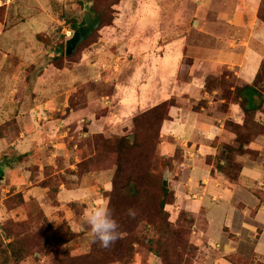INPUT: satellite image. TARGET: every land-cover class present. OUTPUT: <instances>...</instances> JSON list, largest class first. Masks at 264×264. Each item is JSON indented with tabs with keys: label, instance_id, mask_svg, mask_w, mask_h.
Listing matches in <instances>:
<instances>
[{
	"label": "rangeland",
	"instance_id": "obj_1",
	"mask_svg": "<svg viewBox=\"0 0 264 264\" xmlns=\"http://www.w3.org/2000/svg\"><path fill=\"white\" fill-rule=\"evenodd\" d=\"M114 1L0 0V22L8 21L7 32L0 33V264H197L208 254L206 264H212L213 250L203 252L194 241L197 233L209 230L206 208L194 214L178 201L183 176L178 162L185 158L184 147H176L170 155L165 147L173 140L165 142L163 124L159 129L154 121H147L152 137L158 140L159 135L155 154L148 162L137 152L129 165L135 172L152 173L171 192L166 206L170 227L163 234L145 222L129 225L122 218L123 208H117L120 201L111 204L119 167L116 147L110 146L125 135L131 136L130 143L136 140L135 118L157 106L152 103L166 99L163 102H172L170 108L180 105L170 93L191 78L183 71L172 79L178 65L175 55H182L185 41L193 40L196 20L216 11L207 14L190 0H117L105 15L108 25H101L67 56L73 24L82 22L86 10L102 11ZM26 2L32 9L24 7ZM38 15L42 17L35 18ZM258 15L264 17V0ZM204 81V91L211 97L192 102L189 108L224 123L234 136L231 142L218 138L214 142L220 144L218 153L208 156L207 162L229 167L232 160L243 168L248 158L263 159L262 148L252 149L251 144H259L264 129L250 126L253 118L241 107L247 98L242 95L240 100L235 91L248 83L228 68ZM259 87L264 89V84ZM43 99L50 104L38 108ZM233 105L240 106L237 117L231 114ZM257 113L256 121L263 124ZM248 139L252 142L243 148ZM220 173L231 184L240 180L233 182ZM253 190L263 203L264 192ZM121 203L128 209L138 206L130 200ZM99 204H107L119 224L120 238L107 249L94 242L81 223L85 212ZM216 208L220 216L226 214V207ZM213 228L220 239L224 233L216 225ZM14 240L24 249L19 262L7 252ZM151 241L158 242L161 252L165 246L170 256L151 252ZM225 258L232 264H264V253L258 257L253 250Z\"/></svg>",
	"mask_w": 264,
	"mask_h": 264
},
{
	"label": "crops",
	"instance_id": "obj_2",
	"mask_svg": "<svg viewBox=\"0 0 264 264\" xmlns=\"http://www.w3.org/2000/svg\"><path fill=\"white\" fill-rule=\"evenodd\" d=\"M190 1L198 4L207 14L212 9L216 14L197 19L194 24L195 32L192 34L193 40L185 41L182 55H175L178 65L172 79L180 77L184 71L191 80L184 82L181 88L175 89L176 80L171 82L174 89V92L170 93L171 97L176 96L180 105L170 108V119L164 121V134L161 135L165 142L173 140L172 144L165 147L170 155L180 145L185 150V158L178 162L183 172L182 187L177 193L179 203L190 213L195 214L202 207L207 210L209 230L205 234L197 233L195 244L203 252L209 253L208 250H213L212 264H232L225 258L226 255L253 250L259 257L264 253V202H261L253 190L258 187L264 192V158L260 161L248 158L242 168L239 182L231 184L213 164L207 162V157L218 153L220 144H214L218 138L231 142L234 136L227 132L224 123L218 124L206 118L202 112L190 109L189 104L211 97L204 91V80L209 75L220 74L223 68L237 72L245 83H253L260 64L264 61V21L258 15L262 0ZM8 5L5 21L10 12L11 4ZM30 6L26 2L24 7L32 9ZM41 17L38 15L35 18ZM7 23L8 21L0 22L3 29L0 33L3 35L7 32ZM255 34H260L259 38H254ZM187 58L190 59L189 64L184 63ZM175 92L182 96L178 97ZM165 100L152 104L159 105ZM49 104L48 100L43 99L37 107H48ZM149 104L151 102L145 103ZM238 107L240 106L230 107L231 114L236 117L239 116ZM231 114L228 116L232 117ZM257 119L264 124V113L258 111ZM64 124L65 120L61 125ZM251 148H262L263 153L264 137L259 139V144L252 143ZM223 198L226 201L221 202ZM216 206L226 207V214L220 216ZM219 216L221 220L218 224L216 220ZM214 225L220 227L224 233L220 239L215 237ZM209 256H204L197 264H206Z\"/></svg>",
	"mask_w": 264,
	"mask_h": 264
},
{
	"label": "trees",
	"instance_id": "obj_3",
	"mask_svg": "<svg viewBox=\"0 0 264 264\" xmlns=\"http://www.w3.org/2000/svg\"><path fill=\"white\" fill-rule=\"evenodd\" d=\"M118 3L119 1L117 2L116 0L107 8H104L102 11H99L97 9L90 10L93 13L101 14V25L106 26L108 24H106L105 22V15L109 12L108 10H111L112 7L114 5H117ZM261 19L264 20V17H262ZM84 24L85 18L81 23L75 22L73 24V30H76L79 26ZM211 83L212 78H210L207 82L208 89L211 87ZM263 84L264 62L256 76L254 84H245L242 87L235 88L237 96L240 100L244 95L247 98V100L241 102V107L246 116L249 117L251 115V117L253 118V122H251L250 126L255 129H259L260 126H262L264 129V125L257 122L255 118L258 111L264 110V89L259 87V85ZM171 105L172 102L170 101L163 102L155 106L149 113H144L141 116L136 117V128L138 126V130L137 133L134 134L136 135V140H134L133 143H130L132 141L131 136L125 135L117 139L113 146H110L111 148L116 147L115 150L118 157L117 165L119 167L116 178L113 182L111 204L115 205L116 203H118V201H120V205H118L117 208H123V211L125 213L122 214V218H124L129 225L134 224V222L140 224L145 222L146 225L155 226V228H157L160 232H163L164 229L170 227L168 224H166V218L168 216L166 206L171 202L169 200L171 198V192L169 188L163 186L162 184L160 185L158 178L152 173L146 172L144 170L135 172L133 170H130L129 165L132 160L136 161L135 154L137 152H139L146 161L150 162L152 160V156L155 154V145L159 142V135L158 140H156L155 137H152V133L147 130V121H154L158 128L161 129L163 122L169 118L168 111ZM141 120L144 121V123L140 124L139 121ZM234 130L237 134V127H234ZM250 139L244 141V143L242 144L243 148L244 145H249L252 142V140ZM127 164L128 167H124V165ZM214 165L216 166L217 170L226 174L231 181L236 182L239 180L242 172V165L239 166L232 160H229V167L224 166L221 162H217ZM124 190H127V192H124ZM255 193H257V191H255ZM122 200H130L138 205L136 206L133 204L132 207V209L136 212V216L134 218L128 215L129 209L126 206L122 205ZM112 209L114 208L112 207ZM204 221L207 223L205 219ZM207 228L208 223L204 231H206ZM165 232L166 231H164L163 234H165ZM135 242H139V240L136 239ZM20 244L21 243L19 241L14 240L13 242H10L8 244L7 248V252L10 254V256H12L18 262L21 261L24 257V249L22 248V246V249L19 247ZM159 245L162 246L160 241ZM158 249H160V247L158 246V242L151 241V252H154L161 256H170V251L165 248V246H163V249H161L163 252ZM231 261L234 263H241V261L238 260Z\"/></svg>",
	"mask_w": 264,
	"mask_h": 264
},
{
	"label": "clouds",
	"instance_id": "obj_4",
	"mask_svg": "<svg viewBox=\"0 0 264 264\" xmlns=\"http://www.w3.org/2000/svg\"><path fill=\"white\" fill-rule=\"evenodd\" d=\"M260 34H255L254 38H259ZM130 217H135L136 212L133 209L128 210ZM82 227L88 230L94 242H98L102 248H109L119 238V224L113 218L107 204H99L89 208L83 217Z\"/></svg>",
	"mask_w": 264,
	"mask_h": 264
},
{
	"label": "water",
	"instance_id": "obj_5",
	"mask_svg": "<svg viewBox=\"0 0 264 264\" xmlns=\"http://www.w3.org/2000/svg\"><path fill=\"white\" fill-rule=\"evenodd\" d=\"M85 24L79 26L73 33V36L67 41L66 55L72 56L76 49L88 38H90L102 23V16L99 13H93L86 10L84 14ZM165 185L168 180H165Z\"/></svg>",
	"mask_w": 264,
	"mask_h": 264
}]
</instances>
